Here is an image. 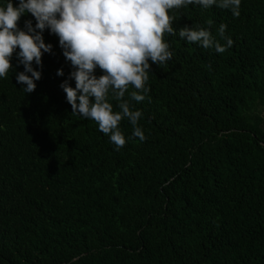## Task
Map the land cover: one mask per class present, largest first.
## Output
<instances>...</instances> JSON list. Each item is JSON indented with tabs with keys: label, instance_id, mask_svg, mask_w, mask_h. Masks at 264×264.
Masks as SVG:
<instances>
[{
	"label": "trees",
	"instance_id": "16d2710c",
	"mask_svg": "<svg viewBox=\"0 0 264 264\" xmlns=\"http://www.w3.org/2000/svg\"><path fill=\"white\" fill-rule=\"evenodd\" d=\"M169 14L172 58L151 64L145 100L131 86L124 97L146 139L125 118L119 150L72 114L58 36L43 32L53 48L33 63L32 93L16 80L17 49L0 78V264H264V0H241L238 18L216 5ZM222 23L224 53L179 36L198 25L224 45Z\"/></svg>",
	"mask_w": 264,
	"mask_h": 264
},
{
	"label": "clouds",
	"instance_id": "9594fccd",
	"mask_svg": "<svg viewBox=\"0 0 264 264\" xmlns=\"http://www.w3.org/2000/svg\"><path fill=\"white\" fill-rule=\"evenodd\" d=\"M192 4L206 9L216 5L231 10L236 18L240 16L241 0H18V6L7 0L0 6V78H6L12 70V57L19 49L17 58L24 71L17 73L16 80L25 85L22 90L27 94L35 91L42 72L33 63L42 69L44 53L52 52L53 46L46 44L43 36L49 29L58 36L63 55L74 69L60 85L72 114L96 122L116 150L126 144L119 128L125 118L133 127V136L144 141L146 137L138 126L142 112L130 107L125 94L131 86L135 89L131 99L145 100L151 91L145 87L151 64L161 66L173 55L164 40L165 34H176V17L169 12ZM26 13L35 18L36 24L26 21V30H22L19 21ZM213 23L212 19L206 21L209 28ZM226 27L222 23L218 29L224 45L209 29L198 25H185L179 29V36L189 44L199 43L205 49L224 53L233 45L225 35ZM97 68L103 73L99 77ZM57 75L64 76L62 68ZM73 79L75 87L69 83ZM110 91L119 111H114L108 101Z\"/></svg>",
	"mask_w": 264,
	"mask_h": 264
}]
</instances>
